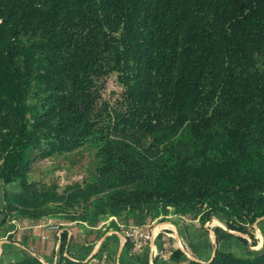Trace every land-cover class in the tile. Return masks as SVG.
I'll list each match as a JSON object with an SVG mask.
<instances>
[{"label": "trees", "instance_id": "1", "mask_svg": "<svg viewBox=\"0 0 264 264\" xmlns=\"http://www.w3.org/2000/svg\"><path fill=\"white\" fill-rule=\"evenodd\" d=\"M60 157L87 158L83 180L36 173ZM0 181L4 223L222 214L249 234L264 217V0H0ZM184 263L264 264V245L170 262Z\"/></svg>", "mask_w": 264, "mask_h": 264}, {"label": "crops", "instance_id": "2", "mask_svg": "<svg viewBox=\"0 0 264 264\" xmlns=\"http://www.w3.org/2000/svg\"><path fill=\"white\" fill-rule=\"evenodd\" d=\"M11 187L17 189V184ZM4 202L3 185L0 181V264L20 260L28 254L37 255L46 263H55L59 257L62 235L66 233L67 237L64 240L67 253L64 252V255L67 257L85 261L106 258L116 264H170V262H178L186 258L205 262L212 258L217 248L232 251L238 255H250L263 246L261 243L252 247L249 243L240 240L244 236L237 234L238 231L228 229L225 231L219 228L221 237L216 240V233L211 232L198 219L170 213L157 218L162 221H149L152 226L150 230L153 232L149 246L142 253L130 256L128 251L130 245L121 235L124 230L111 228L104 237L96 240L94 234L85 235L83 231L76 230L75 227L61 226L60 223L56 228L55 224L50 226L49 218L38 221L40 225L31 230L23 229L17 225L18 218L3 222L4 214L1 209ZM163 218L168 219L163 220ZM261 220L264 235V218H261L259 222ZM245 238L250 239L249 236ZM179 243L184 248L182 246L181 248ZM160 253L167 254V259L159 255Z\"/></svg>", "mask_w": 264, "mask_h": 264}, {"label": "rangeland", "instance_id": "3", "mask_svg": "<svg viewBox=\"0 0 264 264\" xmlns=\"http://www.w3.org/2000/svg\"><path fill=\"white\" fill-rule=\"evenodd\" d=\"M109 87H110V89L108 91L109 92L108 95L110 94L109 96H112L113 98L117 97L116 95H117L118 91L121 90V88H119L118 84H116L114 80H111ZM59 164L61 165L62 168H56L55 173H56V176L59 177L61 184L65 185V183L69 179L67 177H70V176H74L73 178H75V180H77V179L80 181L83 180V176H84V173H86L85 171H86L87 166L89 165V162H88L87 158H84L81 160L80 159L78 160L75 157H65L63 159L61 157L60 158H53V159L49 158V159H44V160H40V161L36 162L34 164V168H35V170H37L36 173H38L39 175H43V174L50 175L52 172L51 169H53V166L59 165ZM67 174H68V176H67ZM186 217L191 219L190 216H186ZM17 218L19 219L18 222L16 220H14V222L15 221L17 222V225L19 226V228H23V229L27 228V229L31 230V229L37 227L38 225H40L37 223L38 221H40L42 219H48L49 218L50 219L49 221L51 222V223L49 222L50 226H53L55 224L56 225L55 228H56V227H58L57 225L60 223L61 226L66 225V226H69L72 228L75 227L76 230L83 231L85 235H88L89 233L94 234V236L96 237V240L101 239L102 236L104 237V235L107 234L111 228L115 229V230H120V231L124 230L125 231L126 229H128L132 225H137L139 227H142L145 231H147L148 233L153 235V232L150 230V228L152 226H150L149 221L150 222H155L157 220L162 221L160 218L159 219H157V218H154V219L139 218L137 221L128 222L124 218L114 217L111 220L108 219V220H105V221L98 223L95 226H91L88 222H84V221H68V220H61L58 218H53V217H48V216L43 217L39 220H30L28 218H21V217H17ZM17 218H15V219H17ZM164 219L166 220L168 218H163V220ZM112 220L117 221V226L119 227L118 229L111 227V221ZM42 222H48V221H42ZM261 223H262V220L257 223L258 226H257V224L254 223L251 227H249V234H247V235L250 237V239H247V238L246 239L248 240L247 244L249 243L250 246H252V247H256V245H259L261 243H263L262 245H264V235L262 232V228H261L262 224ZM45 224L48 225L47 223H45ZM202 225H206L207 228H209V230L211 232H215V233H216V229H218V228L224 229L225 231H226V229L231 230V229H229V227L225 223V218L222 214H215L210 220H208L206 223H204ZM124 231H122V234H121L122 237L124 236V234H123ZM65 237H67V233L62 235V241H61V245L59 247V255L61 253L64 254V252L67 253L65 251V249H66V247H65L66 242L64 240ZM123 239H124V237H123ZM150 240L151 239H149L145 243V246L143 247V249L141 251H139L140 253H142V251H144V249H146L149 246ZM216 240H217V233H216ZM126 243H128V242H126ZM181 246L183 247L182 244H180V247ZM127 247H128V245H127ZM128 251H129L130 256H135L137 253L140 254L139 252H137V253L132 252L131 248H129V247H128ZM159 255H161V253ZM106 261H111V260H106V258L95 259V260L92 259L91 260L92 263H96V264L99 262L104 263ZM111 262H114V261H111Z\"/></svg>", "mask_w": 264, "mask_h": 264}, {"label": "built area", "instance_id": "4", "mask_svg": "<svg viewBox=\"0 0 264 264\" xmlns=\"http://www.w3.org/2000/svg\"><path fill=\"white\" fill-rule=\"evenodd\" d=\"M124 239L129 243L132 252L137 253L143 249L145 243L151 239V234L145 231L142 227L132 225L124 231ZM164 259H167V254L161 253Z\"/></svg>", "mask_w": 264, "mask_h": 264}, {"label": "water", "instance_id": "5", "mask_svg": "<svg viewBox=\"0 0 264 264\" xmlns=\"http://www.w3.org/2000/svg\"><path fill=\"white\" fill-rule=\"evenodd\" d=\"M262 218H264V217H262ZM261 218H259L256 222H255V224H257L258 222H259V220H260ZM237 234H240V235H242V236H244V237H247L248 235L247 234H245V233H241V232H236ZM215 254H216V251L214 252V254H213V256H212V258L210 259V260H212L213 258H214V256H215ZM193 259H195L194 257H192ZM196 260V259H195Z\"/></svg>", "mask_w": 264, "mask_h": 264}]
</instances>
